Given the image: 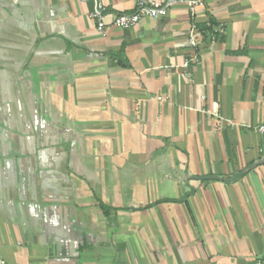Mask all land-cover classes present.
Listing matches in <instances>:
<instances>
[{"label":"crops","instance_id":"0c3cea01","mask_svg":"<svg viewBox=\"0 0 264 264\" xmlns=\"http://www.w3.org/2000/svg\"><path fill=\"white\" fill-rule=\"evenodd\" d=\"M138 1L0 0L7 264L264 259V0L112 25Z\"/></svg>","mask_w":264,"mask_h":264},{"label":"built area","instance_id":"2783aa9c","mask_svg":"<svg viewBox=\"0 0 264 264\" xmlns=\"http://www.w3.org/2000/svg\"><path fill=\"white\" fill-rule=\"evenodd\" d=\"M81 2L86 1H96L97 0H80ZM175 0H167L165 3H160L156 1L148 0H139L133 12L131 13H118L112 22V25L121 28V29H132L137 27L143 19H162L167 16L168 8L173 4ZM204 0H185V3L188 6V9L192 16L195 15L197 9L203 6ZM91 18L97 22V30L99 33L104 35L107 29V23L103 16V7L102 5H97L95 12L91 15ZM218 34H222L221 29H215ZM200 32L197 26H193L189 34V43L193 48L198 47ZM196 55L193 60H196ZM189 62L184 64L185 67H188ZM256 132L264 138V124H261L256 127ZM0 264H7L6 261L0 260ZM255 264H264V259H259Z\"/></svg>","mask_w":264,"mask_h":264},{"label":"trees","instance_id":"16d2710c","mask_svg":"<svg viewBox=\"0 0 264 264\" xmlns=\"http://www.w3.org/2000/svg\"><path fill=\"white\" fill-rule=\"evenodd\" d=\"M216 27H218V24L214 20H211L208 24H205V25H197L199 32L202 33L203 35H206L207 33H209L213 37H219L220 34H218L215 31Z\"/></svg>","mask_w":264,"mask_h":264},{"label":"water","instance_id":"95a60500","mask_svg":"<svg viewBox=\"0 0 264 264\" xmlns=\"http://www.w3.org/2000/svg\"><path fill=\"white\" fill-rule=\"evenodd\" d=\"M194 179H196V180H220V179H218V178H216V177H193Z\"/></svg>","mask_w":264,"mask_h":264}]
</instances>
